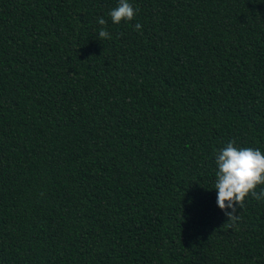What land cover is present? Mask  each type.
Here are the masks:
<instances>
[{"label": "trees", "instance_id": "trees-1", "mask_svg": "<svg viewBox=\"0 0 264 264\" xmlns=\"http://www.w3.org/2000/svg\"><path fill=\"white\" fill-rule=\"evenodd\" d=\"M128 2L0 0V264H264L214 188L264 153V0Z\"/></svg>", "mask_w": 264, "mask_h": 264}, {"label": "clouds", "instance_id": "clouds-1", "mask_svg": "<svg viewBox=\"0 0 264 264\" xmlns=\"http://www.w3.org/2000/svg\"><path fill=\"white\" fill-rule=\"evenodd\" d=\"M112 22L119 24L122 20L131 21L136 10L128 0H119L118 6L109 13ZM99 25H105L104 18H97ZM139 31L141 24L136 23ZM100 38L110 39V34L101 28ZM217 171L214 188L217 190L216 204L224 211L229 227H234L239 220L238 209L243 208L245 198L251 195L256 200H264V153L258 148L237 147L235 141H228L226 146L215 153ZM230 209V211H229Z\"/></svg>", "mask_w": 264, "mask_h": 264}]
</instances>
